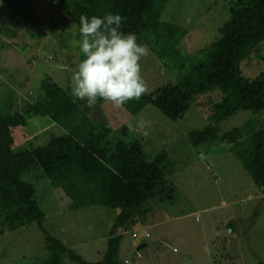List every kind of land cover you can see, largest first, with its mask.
Wrapping results in <instances>:
<instances>
[{
    "label": "rangeland",
    "instance_id": "rangeland-1",
    "mask_svg": "<svg viewBox=\"0 0 264 264\" xmlns=\"http://www.w3.org/2000/svg\"><path fill=\"white\" fill-rule=\"evenodd\" d=\"M9 1L21 10L19 17H15ZM56 3L0 0V127L21 120L11 129L12 142L0 145L2 152L42 147L51 137L69 133L46 117L23 112L28 102L37 100L40 81L46 74L66 87L71 69L79 60L74 48L60 47L50 33L52 26L58 31L56 27L62 20L65 33L70 32L65 37L76 43L72 24L65 27V15ZM233 3L234 0H169L161 19L186 30L181 48L192 55L219 37L218 29L228 19ZM140 64L146 93L174 81V75L151 52ZM240 69L245 78H253L264 69V42L241 62ZM219 98V93H207L192 102L180 119L172 121L151 105L130 116L123 108L116 109L102 100L88 108L86 101L74 97L80 105L78 112L96 125L106 120L113 131L111 135H121L119 129L122 125L128 128L129 121L134 127L140 119L148 121L144 132L128 128L129 134L122 139L127 142L133 135V140L145 146L150 159L163 151L168 156L169 167L164 166L169 191L164 195L172 199L156 200L146 217L138 218V226L123 233L120 264L264 263V193L233 155V151L247 145L255 131L264 129V110L256 114L238 111L219 123L218 134L226 132L228 136L225 142L193 147L188 138V132L211 123L208 101L217 102ZM21 179L35 189L34 199L45 214L43 230L85 261H100L118 209L90 205L68 210L64 192L52 186L37 163ZM134 232L136 238L131 236ZM48 255L45 235L35 222L0 235V264H49ZM61 264L73 263L62 255Z\"/></svg>",
    "mask_w": 264,
    "mask_h": 264
},
{
    "label": "trees",
    "instance_id": "trees-1",
    "mask_svg": "<svg viewBox=\"0 0 264 264\" xmlns=\"http://www.w3.org/2000/svg\"><path fill=\"white\" fill-rule=\"evenodd\" d=\"M56 1L57 8L65 15L66 28L73 23L79 25L81 15L101 18L107 13L121 15L125 19L120 30L135 34L137 43H145L161 65L174 75V81L145 93L139 101L126 103L122 108L130 116L151 105L175 121L192 102L207 93H219L217 102L208 101L211 123L188 132L192 146L198 147L225 142L228 136L226 132L219 135L217 125L236 112L256 114L264 110V69L253 78L243 77L240 69L241 62L264 42V0H234L228 19L218 29L219 37L192 55L181 48L186 30L161 19L169 0ZM12 4L9 3L10 9L19 17L21 10ZM61 23L56 27L58 31L52 26L50 33L60 47L74 48L79 59H83L78 32L72 33L77 44L70 43L65 37L70 32L65 33L62 20ZM70 91L46 74L40 81L37 100L28 102L23 111L35 112L51 123L62 125L68 134L51 137L42 147L0 151V235L35 222L45 235L49 264H61L62 255L73 264H120L118 253L123 233L136 228L138 218L146 217L156 200L172 199L164 195L169 191L164 166L168 164V156L163 151L150 159L145 146L133 140V135L128 136L127 142L123 140L129 134L124 125L119 129L121 135H111L113 131L106 120L96 125L78 112L80 105ZM19 119L0 127V145L12 142L11 129L18 125ZM233 155L264 193V129L255 131L247 145L233 151ZM34 163L53 187L62 189L68 210L90 205L118 209L100 261H85L43 230L45 214L34 199L35 189L21 179ZM131 236L136 238L137 234Z\"/></svg>",
    "mask_w": 264,
    "mask_h": 264
},
{
    "label": "clouds",
    "instance_id": "clouds-1",
    "mask_svg": "<svg viewBox=\"0 0 264 264\" xmlns=\"http://www.w3.org/2000/svg\"><path fill=\"white\" fill-rule=\"evenodd\" d=\"M124 19L112 13L102 18L81 15L79 25H71L80 36L83 59L71 69L67 87L71 90L70 95L86 101L88 108H94L102 100L120 109L129 101H139L148 91L140 61L150 54V49L138 44L135 34L120 30ZM148 123L140 119L134 127L129 121L128 128L144 132Z\"/></svg>",
    "mask_w": 264,
    "mask_h": 264
},
{
    "label": "water",
    "instance_id": "water-1",
    "mask_svg": "<svg viewBox=\"0 0 264 264\" xmlns=\"http://www.w3.org/2000/svg\"><path fill=\"white\" fill-rule=\"evenodd\" d=\"M131 262H133V259L131 260Z\"/></svg>",
    "mask_w": 264,
    "mask_h": 264
},
{
    "label": "crops",
    "instance_id": "crops-1",
    "mask_svg": "<svg viewBox=\"0 0 264 264\" xmlns=\"http://www.w3.org/2000/svg\"><path fill=\"white\" fill-rule=\"evenodd\" d=\"M258 191H261V190H258Z\"/></svg>",
    "mask_w": 264,
    "mask_h": 264
},
{
    "label": "built area",
    "instance_id": "built-area-1",
    "mask_svg": "<svg viewBox=\"0 0 264 264\" xmlns=\"http://www.w3.org/2000/svg\"><path fill=\"white\" fill-rule=\"evenodd\" d=\"M128 262V261H127Z\"/></svg>",
    "mask_w": 264,
    "mask_h": 264
}]
</instances>
